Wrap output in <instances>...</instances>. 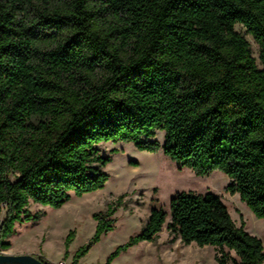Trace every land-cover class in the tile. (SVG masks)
Segmentation results:
<instances>
[{"label":"trees","instance_id":"trees-1","mask_svg":"<svg viewBox=\"0 0 264 264\" xmlns=\"http://www.w3.org/2000/svg\"><path fill=\"white\" fill-rule=\"evenodd\" d=\"M108 142L162 149L200 177L219 170L263 219L264 0H0V251L17 223L42 217L31 203L60 209L104 188ZM123 198L94 215L72 264L114 230ZM165 225L170 242L215 248L218 264H264L263 242L212 192L154 207L105 264Z\"/></svg>","mask_w":264,"mask_h":264},{"label":"rangeland","instance_id":"rangeland-1","mask_svg":"<svg viewBox=\"0 0 264 264\" xmlns=\"http://www.w3.org/2000/svg\"><path fill=\"white\" fill-rule=\"evenodd\" d=\"M238 30L245 33L241 27ZM246 38L259 62V46L250 35ZM157 139L163 143V133L159 132ZM99 149L103 156L111 158L103 169L108 175L104 188L83 196L71 193L70 201L60 209L31 203L32 214L39 212L42 217L38 221L17 223L15 233L9 239L11 248L0 252L43 254L49 264H72L76 252L95 234L97 221L94 215L107 211L110 204L124 196L123 204L113 216L116 220L114 230L103 235L78 263L105 264L117 247L143 230L154 207L161 206L169 212L170 200L180 192L218 195L235 223L240 226L244 221L246 231L258 237L264 246V218H257L238 194L227 192L229 179L223 172L216 170L209 176L200 177L191 169L178 166L162 149L142 151L130 142L102 143ZM3 218L4 214L0 216V224ZM71 231L75 234L67 249L65 240ZM170 240L165 225L157 242H141L123 252L112 264H218L215 248ZM230 253L235 257L233 252Z\"/></svg>","mask_w":264,"mask_h":264},{"label":"water","instance_id":"water-1","mask_svg":"<svg viewBox=\"0 0 264 264\" xmlns=\"http://www.w3.org/2000/svg\"><path fill=\"white\" fill-rule=\"evenodd\" d=\"M0 264H49L31 254L10 255L0 252Z\"/></svg>","mask_w":264,"mask_h":264}]
</instances>
